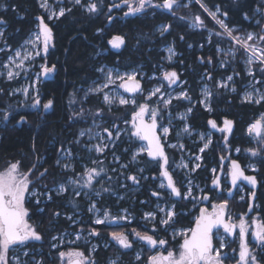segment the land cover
<instances>
[{"label":"trees","instance_id":"obj_1","mask_svg":"<svg viewBox=\"0 0 264 264\" xmlns=\"http://www.w3.org/2000/svg\"><path fill=\"white\" fill-rule=\"evenodd\" d=\"M53 1V0H51ZM133 2V0H129ZM191 1L190 6L186 3ZM262 0H201L207 8L213 10L217 6L222 12L229 27H239L238 31H256L264 35V17L261 23L256 24L255 11L258 7H263ZM124 0H83L84 5L90 3L97 4V11L87 13L80 6H74L66 2L64 4L67 12L54 22H50L53 31L54 48L51 49L46 63L48 67L55 65V76L52 81L45 82L40 86L45 101L51 100L54 108L50 114L39 119L30 105L32 100L25 103L18 102L19 97H10L9 91L19 82L3 83L0 81V171H4L12 164H18L24 173L31 172L33 183L31 189L37 188L41 192H50L51 198H42L44 202L35 204L31 198L26 207L29 212V219L35 226L36 232L41 239L27 245L28 249L35 251L41 248L44 264H60V250L53 251V260H50V242L56 235L62 234L70 228L71 221L67 215L75 213L80 216L85 213L87 202L82 195L76 196L79 186H70L68 179L75 177L81 169L76 165L73 172L64 171L57 161L61 153L66 148H72L76 152L75 141L81 130L87 128L90 120L97 111L108 109L100 103V98L89 96L84 99L82 92L94 81L98 80L96 69L99 67H114L122 70L141 67L145 71V79L151 75H158L165 66L164 45L174 41L177 45L178 62L175 65L179 71H184L183 77L189 86L191 104H199L200 79L204 73L209 71L217 80L225 78L229 74L235 75L238 91L231 96H222V91L217 90L216 81L212 83L213 105L221 107L223 111H228L239 127L236 133L240 139L245 135L246 129L255 121L256 117L264 112V101L255 106L253 104L242 103L239 96L242 85L249 81L244 77L242 58L243 53L236 48V58L232 61L226 60V66L221 68L218 60L216 48L226 47L228 41L218 38V27L203 12L201 5L194 0H177V6L172 11H166L161 5L163 0H150L147 3H154V6L141 16L130 18L126 21H114L109 27L110 7ZM7 7L0 12V21L4 22L6 45L10 50L19 47L35 29L40 21L45 18L43 11L37 0H4ZM70 10V11H69ZM227 13V15H224ZM200 14V15H198ZM200 17L198 30L189 29L192 21H197ZM245 16L250 18L248 21ZM263 22V23H262ZM161 24L169 25L171 33L161 36L158 27ZM98 29L102 31L98 32ZM214 32L212 39L208 38L209 31ZM121 36L124 39L123 46L117 51L109 48L110 41ZM9 51L3 54L4 60ZM2 58V59H3ZM210 60V62H209ZM2 60H0L1 62ZM184 62V65H181ZM262 67L256 68L257 78L260 85H264V71ZM158 79H152L143 83L142 89L148 90ZM85 100V102H83ZM183 103H181L182 105ZM199 106V105H198ZM178 106L177 108H179ZM176 108V109H177ZM132 108H115L114 115L130 116ZM7 113L8 119H4ZM207 115V113H205ZM85 115V116H84ZM21 117L24 118L21 121ZM203 129H205L203 127ZM127 139H130L127 141ZM248 140V139H247ZM238 143H234V146ZM240 144V143H239ZM137 146V141L128 138H121L113 149V152L120 156L124 164H129V170H135L127 158L131 151ZM128 152H124L125 149ZM249 152V150L247 149ZM130 153V154H129ZM104 157V156H102ZM178 159L176 154L174 160ZM108 160V158L106 159ZM248 161L257 162L260 168V180L264 185V158L248 156ZM149 169L142 174L137 172L135 177L143 185L140 191L127 196L121 207L128 205L136 222L143 216V211L139 208L150 210L152 204L147 202L153 198L152 191L157 184H154L147 194L149 183L144 181L147 174L159 176L160 169L156 163L146 162ZM145 165V164H144ZM212 166V158L208 154L204 155L202 169L206 173ZM97 169L102 172L106 181H96L88 187V192L98 191L101 200L98 205L106 211L112 212L116 209V199L114 193L121 186V179L126 177L127 170H122L123 175L114 180L116 172H111L112 166L106 162L99 164ZM102 169V171H101ZM43 173V175H41ZM203 179L205 176L202 177ZM93 181V180H92ZM66 184L68 189L63 194H55L53 187ZM130 183V182H129ZM131 184V183H130ZM132 185V184H131ZM88 185H84L86 188ZM162 193V192H161ZM163 195L166 194L163 192ZM143 201H146L145 203ZM143 202V203H142ZM264 205V200H262ZM57 213L59 215H57ZM92 230H103L104 239L109 240V236L116 232L112 226H95L91 220L86 223L80 222L78 228L84 226ZM76 226L74 228H77ZM10 254V253H9ZM112 250L99 249L91 258L94 264H107ZM34 254L28 256V264H34ZM65 264V263H64Z\"/></svg>","mask_w":264,"mask_h":264},{"label":"rangeland","instance_id":"obj_2","mask_svg":"<svg viewBox=\"0 0 264 264\" xmlns=\"http://www.w3.org/2000/svg\"><path fill=\"white\" fill-rule=\"evenodd\" d=\"M41 10L43 11L44 15L46 16L43 18L44 22L47 23L50 26V22H54L58 18L62 16H52L51 19H49L50 15L52 13H59V10L61 8L65 9V13L67 12V9L65 8L64 4L66 2L71 3L74 6H80L83 10L88 11L87 7L88 5L83 4V0H81V4H76L75 0H46L48 8L41 7L42 0H37ZM198 2L203 12L209 17L210 20L214 22V24L218 27V38L219 42H221V39H225L228 41L226 47L218 46L216 48V52L218 53V60L219 64L222 69L226 66V60L229 59L230 61L234 60L236 58V48L237 50H240L243 54L242 58V65H243V71H244V77H248L249 81L246 84L242 85V90L240 93V96L238 99L242 103L247 104H253L255 106L260 105L264 99H261V97H264V85H260V79L257 78L256 75V68L258 66H261L264 69V62H261L259 58L261 57L262 52H264V40H260L259 37L262 36L258 34L256 31H241L238 33H235V31H238L239 27H229L228 29L231 30L232 35L229 36L227 32H225L224 28L220 26V24L217 22L220 19V16L222 14L220 8L217 6L215 9L211 10L204 6V4L201 2V0H194ZM139 0H133L134 7L138 5ZM262 5H264V0L261 1ZM192 4L191 1H188L186 3V6H190ZM154 6V3H146L145 7L142 10H149ZM178 6H175L176 8ZM7 7L4 5V0H0V12L5 10ZM173 8V9H174ZM219 9V11H217ZM212 13H215V17L212 15ZM200 15V14H198ZM255 16H258V19H256V24H260L261 18L264 17V8L258 7L255 11ZM201 17V16H200ZM245 18L250 21V18L248 16H245ZM193 22L190 23V25ZM263 23V22H262ZM40 21L36 25L35 29L30 33V35L27 37V39L17 48L10 50V48L6 45V35H5V28L2 23H0V32H3V36L0 37V81L3 83L8 82H19L18 85H16L14 88H12L9 91L10 97H19L18 102L25 103L27 100H32V103L30 105L31 109H34L36 106L37 101V93L38 89L41 86V84L44 81V72L42 66H47L46 61H42V58L44 57V49H43V37L40 36V28H39ZM225 25L227 23L224 22ZM196 23L194 22L192 30H195ZM165 28L163 25L159 26L157 30H162ZM248 34H252L254 39L247 41L248 45H255L258 49L257 52L253 53L251 50L246 49L242 46L241 43H238L234 37H239L241 39H246ZM39 36V38H38ZM214 36V32L211 30L208 32V38L212 39ZM54 48V39L52 40V49ZM172 48V46H166V51H164V60L166 63H172L177 58V52L176 50L173 51L175 55H172L171 58H169L170 54L168 52V49ZM5 51H9L8 56L4 60L3 54ZM17 51L21 52V57H16L15 53ZM28 54L27 59H23L25 54ZM249 57H253V60L251 63H249ZM3 58V59H2ZM11 58V60H10ZM21 60H23V63L21 64ZM14 61V62H13ZM20 64V67H17L16 65ZM48 67V66H47ZM100 69H104L103 72L99 71L100 77L98 80L94 81L88 88H85L82 92V95L84 96V99H87L89 96H96V98H100V103L104 105L108 111L104 112L103 110L97 111L92 118V121L88 123V127L81 130L78 134V139L75 141V144L77 146L76 152L73 151L72 148H66L60 155L57 164L61 166V168L66 172H73L76 169V165L79 166L81 169V172H79L75 177H71L68 181L70 186H79V190L83 188L87 191V188L84 187L85 181L87 180V173L90 169H96L97 172H99V169H97L99 164L106 162L108 166H112L111 172H116L117 174L122 172V170H127L129 172V164H123L120 160V156L113 152L115 144L120 141L121 138H128L131 136L132 138V132L133 127L131 126L132 116L139 110L141 105H147L151 106L152 110H156V118H158L162 123V139L165 141L167 148L172 150L173 152H176L178 155L177 161L172 166V170H175L178 174H180L183 178V182H181V178L179 179L180 186H183L185 189V194L183 195V199L185 201L192 200V198L195 196V193H197V197H199L201 189L203 188L200 186L196 181L194 175L196 174V171L199 169L200 165L203 162V156L204 152H206L210 146L211 142L209 144V147L205 149L203 152H201V148H203L205 143H208L211 141V135L207 132H199L196 134L195 131H193L190 128V124L188 122V119L190 117L191 112L188 111V109H191L195 106V103L186 102V108L182 110L181 112H174V108H177L178 106H182L181 103H184V98L186 96H182L181 93H186L184 88H178V89H165V87L162 84L161 76L160 75H151L148 79H145V71L141 69V67L136 68H130L126 70L109 67V66H102ZM249 69H251L252 75L249 74ZM111 70L112 72V79L114 80V83L108 84L107 87L104 85L107 83V73ZM13 72V78H8V72ZM55 72V70L53 71ZM209 74V71L204 73L205 76ZM130 75H134L135 79L132 81L143 80V83L152 79H158L159 82L154 84L152 87H150L148 90H143L141 88L140 92L136 94L135 96L129 95L124 88L119 87L121 83H127L130 82L127 77ZM117 76L124 77V80L121 81L120 79H117ZM232 76V80L229 81L227 77ZM225 78H221L216 81V88L217 90L222 91V96H231L236 94L235 91H237L236 83L238 80L235 79L234 73L229 74ZM206 78V77H205ZM239 81H241V78L239 76ZM238 81V82H239ZM225 85V86H220ZM212 85L206 83L205 81L201 85L200 90V105L204 110H209L211 108V105L213 104V93L212 91ZM159 88L160 92L156 93V95H151V93L156 89ZM205 89H207L208 92L211 93L210 96L205 95ZM235 89V90H233ZM251 96L249 99L248 96ZM105 95L110 97L111 103H108L104 100ZM187 95V94H186ZM125 99L128 101L127 104H121L120 100ZM164 100H171V103L165 106L163 103ZM260 100L259 103L256 101ZM133 101H135L133 103ZM85 102V100H83ZM190 103V104H189ZM131 107L132 112L130 113L129 117H126L125 115H114L112 112L115 108H125V107ZM85 116V115H84ZM146 117V116H145ZM183 117V118H182ZM0 116V120H1ZM148 120L152 119L151 110L149 111V114L147 116ZM256 121H260L262 124H264V112L260 113L255 121L250 125L252 126ZM1 122V121H0ZM176 122H183V125L178 126ZM185 126L188 127L189 131L185 132L184 128ZM249 126V127H250ZM245 131V137H247V149L249 152H247L248 156H252L255 158H264V138L262 136H256L253 133H249L248 129ZM164 128H168L169 132L165 134L163 132ZM107 129V131H105ZM174 130L176 134L174 133ZM84 132V135L81 136L80 133ZM109 132L112 134L109 136ZM175 134V135H174ZM196 134L197 138L194 139L193 136ZM174 135V140H172V136ZM204 137L201 139V137ZM133 139V138H132ZM130 139H127L129 141ZM201 144V146L198 147V144ZM106 145V147H104ZM183 145V147H180ZM101 146L104 147L103 152H97L96 147ZM141 149H145L144 151H141ZM147 145L146 143L141 140L140 138H137V146L133 151H131V154L127 157L131 163V165L136 169L137 172L143 173L146 169L148 170L149 167L146 164L148 160V154H147ZM193 149L197 151V153L193 152ZM255 150L257 152L256 155L252 154V151ZM124 152H128V149L126 148ZM133 155L136 156V159L133 160ZM104 156V157H102ZM197 157H200V159H197ZM108 158V160H106ZM145 164V165H144ZM17 165L18 173L22 174L24 176H27V179L29 181L28 183V190L25 192V198L24 202L25 204L31 199L34 198V203H42L44 202L42 198L50 199L51 194L50 192L43 193L37 188L31 189V185L33 183V180L31 177V172L24 173L20 170L19 165ZM182 165H187V167H184ZM196 165H199V167H196ZM10 168V167H9ZM9 168L5 169L4 171H0V174H3L9 170ZM248 168L250 170L256 171V164L253 161L249 162ZM160 169V165H159ZM100 174L96 176L93 174V181L92 183H95L100 179L99 181H106L102 175V172H99ZM160 180H157L155 190L153 192H158V190H163L165 187H161V184L163 183L165 185V182L162 179V175ZM128 174L126 175V178L121 179V185L124 186L125 184H136L137 182H133L131 179H129ZM118 177L115 176L114 180L117 181ZM75 181V182H74ZM130 182V183H129ZM63 186L65 190L68 189V186L66 184H60L56 188H54L55 194H63L65 191L60 192V188ZM190 189V195L189 193ZM138 188H134L131 191L136 192ZM85 192V191H84ZM88 199H90V208L89 211L94 212L98 215L92 214L93 222L92 224L95 225V220L99 219V217H104L105 213L99 214V210L96 209L95 205L96 203V193H88L85 192ZM163 197V195L161 194ZM98 199V198H97ZM199 200V199H198ZM94 206V207H93ZM26 209V207L24 206ZM163 208L165 211L163 212L164 215H166V212L169 210L168 208L162 207V205H157L158 212L160 209ZM153 213L154 218L156 216L155 212H148ZM147 213V214H148ZM122 217L128 218V213L126 211L120 212ZM162 214V213H160ZM162 214V215H163ZM69 220V217L71 215L66 216ZM27 218L30 222V227L32 229H35V226L29 219V214L27 213ZM72 218V217H71ZM74 220V219H73ZM120 221V220H119ZM123 221V219H121ZM76 227L78 224V221L73 223ZM74 226V227H75ZM97 226V225H95ZM72 227L71 230H66L62 234L56 236L53 240L52 245L53 246H61V245H70V244H79V246H84L87 242L90 244V253L95 251V249H98L99 243L97 240L93 239L91 242H89V237L87 236V232H84V230H79V228ZM82 228L85 227L81 226ZM79 237V238H78ZM32 242H37V240H30L26 243V245L23 246H15L10 248L8 252V261L13 264H19L20 261H25L26 264L28 263L27 254H33V256H36V258H39L37 256V252H41L40 248H36L35 251H32L30 249H27V245ZM63 242V243H62ZM38 250V251H37ZM65 250V249H64ZM10 253V254H9ZM29 256V255H28ZM18 258V259H17ZM117 263L115 260L112 261ZM34 264H42V263H35ZM64 264V263H60Z\"/></svg>","mask_w":264,"mask_h":264},{"label":"flooded vegetation","instance_id":"obj_3","mask_svg":"<svg viewBox=\"0 0 264 264\" xmlns=\"http://www.w3.org/2000/svg\"><path fill=\"white\" fill-rule=\"evenodd\" d=\"M129 3H131L132 6L134 7L133 2L129 1ZM140 12L141 13L136 12L138 14L130 13L128 4L121 9H114L109 12L110 18H109L108 27L114 21H126L130 18H136L137 16H141L145 13V10H141ZM87 13H92V12H87ZM2 25H4V22L2 23ZM161 25H163L164 27L168 26L167 31H163V34H161V30H158L161 36L171 33V28L169 25L166 24H161ZM49 27L51 28V26ZM100 31L102 30L98 29V32ZM263 32H264V28H263ZM166 46L167 47L172 46V48L176 50V52L178 53L177 45L176 43H174V41L164 45V47L162 48L163 52L166 51L165 49ZM51 49H52V42L50 49L47 52H44V57L42 58V61L47 60L48 56L50 55ZM180 56L181 54H179L178 57ZM178 57L172 63L165 62L166 67H163L162 72L158 75L161 76V81L165 89H178L181 87L184 88L187 95L186 98H184V100L182 101L191 103L189 86H187L186 84L187 81L186 78L183 77L184 71H179L178 68L175 66L178 62ZM181 65L183 66L184 62H181ZM99 69L100 67L96 69V75L98 79L100 77V74L98 72ZM172 71H175L178 75L177 80L179 81V83L176 85H174V83L170 84L169 81L164 77V74L166 72H172ZM55 73L56 72L53 71L47 74L44 73V81L41 85H43L45 82L52 81V79L55 76ZM209 75L211 76V79H208ZM217 80L214 78L213 74H208L207 76L203 75L200 79V82L201 85L203 84L204 81L212 85V83H214ZM135 82L139 83L141 90L143 86V80L136 79ZM201 85L199 87V95H200ZM140 90L134 94H131V96H135L140 92ZM237 91H235V93H237ZM37 97L39 103L38 104L36 103V106L33 110L36 116L39 119H41L42 117H45L52 112L54 108V103L52 102V106L50 107V110L46 112L44 105L48 101L44 100L43 92L41 91L40 87L38 89ZM186 102L185 104L183 103L181 107L177 109L174 108V112L178 113L184 110V108L187 107L186 104H188ZM148 109L149 111L152 110L151 106H148ZM149 111H147L144 114L143 119L146 120L148 123H151L152 119L151 120L146 119L149 114ZM205 113H207V115ZM134 115L132 116V121H131L132 127H133ZM225 120H230L233 122L231 132L221 131V129L224 128ZM209 121H215L217 127L213 128L209 124ZM188 122L190 124V128L193 131H195L196 134H198L199 132H207L211 135L212 144L210 148L203 154L204 155L208 154L209 156H211L212 166L205 173L202 169V164H201L199 169L196 171V174L194 175L195 181L200 186L203 187L201 189L199 197H197L196 196L197 193H195V196L192 198V200L185 201L183 199V195L185 194V189L183 186H180L179 184L180 182L179 179L181 178V182H183V178L180 174L175 172V170H172L173 168L172 166L177 161L174 160V157L177 153L167 148L165 141L162 139V135H163L161 133L162 123L158 118H156L157 131L160 135L162 144L164 145L165 148L166 156L168 158L167 170L172 175L176 187L179 189L181 193V196L175 197L173 194H171V192L166 189L167 184L165 183V188L163 190H158V193L160 194L159 197L153 196L152 200L147 202L148 205L152 204L150 210L144 209L142 207L139 208L141 211H143V216L138 219V222H136L135 218L133 217L130 211L131 207H129L128 205H124V207L121 206L123 205L122 203H126L124 199L127 196H130L131 194L132 195L135 194V192L131 191L132 189L138 188L137 191H140L143 188V185H141L139 181L134 185L131 184L128 185L125 184L124 186L121 185L119 187V190L113 195V197L116 199L115 202L116 209L113 210L112 212H109L106 211L104 208L99 207L102 210V212L105 213V215L104 217L97 216L99 217V219L104 220V223L98 224V226L115 227L116 232L122 233L127 237L129 243L131 244V247L123 248L119 244V242L113 238L112 235L109 236V240L107 241L106 239H104L103 230H95L99 234L90 235L89 233L92 232L93 230L90 228H86V229L84 228L83 230L87 232V236L89 237V242L95 239L99 243L98 250L99 249L112 250V254L109 258L115 259V261L117 262L116 264H150V258L152 256H160V255L166 256L169 251H172L174 252V254L178 255L180 251V246L183 243L184 234L188 236L191 235V230L196 227V221L197 218L201 215V210L204 209L207 211L208 214H212L214 211L213 206L219 205L220 203L226 200L228 203L224 214L225 222L235 224L237 226L240 224L241 220L245 222L247 231L243 243L247 245L251 254L256 256V260L258 264H264V247L261 246L260 242H258L253 235V233L256 230V225L264 224V205L262 202V200H264V185L260 180V168L258 163L254 162L257 167L256 171L250 170L248 168L250 161H248V154H247L248 152L247 137H245L244 135L240 139H238L239 137L236 134L239 130L237 122L231 118L230 113L228 111H223L221 107L216 108L214 107L213 104L211 105V108L209 110H204L200 104H197V102H195V106L191 110V114L188 119ZM176 123L178 124V126L183 125V122H176ZM203 127L205 129H203ZM133 129L134 130L132 132V138L137 141L138 137L133 135V133L135 132V128L133 127ZM174 133L176 134L175 130ZM196 134L193 136L194 139L197 138ZM174 135L172 136V140H174ZM234 143H238V144L234 146ZM199 146H201L200 143L198 144V147ZM193 152L197 153L195 149H193ZM148 160L150 163H156L158 166L160 165L159 171H160V175H162L161 174L162 161L152 160L149 158V156H148ZM233 161L239 164L240 168L244 171V174L246 176H254L256 178L257 184L255 188H253L251 184H249L247 181H244L243 179L238 180L236 185L232 184L231 173H232ZM203 162H204V156H203ZM135 173H136V169L133 171L129 170V172H127L128 176H135ZM120 175H123V172L116 174L118 178ZM160 175L152 176L150 174H147L145 176L144 181H147L149 183L148 185L149 189L147 190V194H149L152 191L150 189L154 184L158 182L157 180L161 179ZM203 176H205L204 179L202 178ZM162 179L164 181L163 176ZM214 181H217L218 183L214 184ZM56 187L57 186H55L54 188ZM84 191L88 192V188L87 191L81 188L76 192L77 197L82 195L85 202H87L86 211L84 214L81 215V218L82 219L86 218L87 220L89 219L92 221L93 216L89 211L91 202ZM253 191L255 192V197H252L251 195ZM163 192L166 194L165 196L163 195ZM77 193H79V195H77ZM92 193L97 194L96 197L98 199L96 198L97 200L96 203L98 205V201L101 200V195L98 191ZM161 194L163 195V197L161 196ZM204 197H207V199H204ZM143 202L145 203L146 201ZM157 205H162V207L166 209L168 208L169 210L175 211L176 215L172 218V220L169 221L167 225L161 223V220L165 219L166 215H164L163 212H160L163 215L158 212ZM23 206L26 207L25 202ZM26 211L29 214L27 207H26ZM122 211H126L128 213V218L122 217V215L120 214V212ZM148 212H155L156 216L154 218L146 217L145 215ZM71 215H72L71 219L78 218L75 215V213H71ZM121 219H123V221H121ZM25 221L28 225H30L27 215L25 216ZM136 232H139L142 235H151L154 240L156 241L164 240L166 241V243L164 245H159V243H157L156 246H152L148 244L147 241H144L140 239L138 236H136L135 234ZM239 233H240L239 227H236L233 233H226L223 227L213 228L211 234L212 245L214 250H219L222 264H241L240 251H241L242 240ZM221 243L225 245L223 248H221ZM76 252L78 251L71 250L70 253H76ZM80 253H83L84 255L85 264H94L91 260L90 244L88 242L83 246ZM74 259H77V257L69 256L68 258V260H74ZM8 264L10 263L8 262Z\"/></svg>","mask_w":264,"mask_h":264},{"label":"snow or ice","instance_id":"obj_4","mask_svg":"<svg viewBox=\"0 0 264 264\" xmlns=\"http://www.w3.org/2000/svg\"><path fill=\"white\" fill-rule=\"evenodd\" d=\"M126 4L129 6V12L130 13H136L140 12L147 2H150V0H139L138 5L133 7L131 3H129V0H124ZM76 4H81V0H75ZM177 4V0H163L162 5H157V7H162L165 9L171 10L174 5ZM115 6V5H114ZM41 7L48 8L46 0H42ZM87 10L89 12H95L97 11V4L96 3H90L87 7ZM70 11V10H69ZM219 11V9H217ZM65 14V9L61 8L59 10V13H52L49 17V19L52 18V16H63ZM127 15V13H126ZM212 15L215 17V13H212ZM224 15H227L225 13ZM40 19V36L43 37V49L44 52L48 51V47L53 39V34L51 28L48 26L47 23L44 22L43 18ZM199 17H196V20L199 21ZM222 28H224L225 32L229 36L232 35V32L230 29H228L227 25L224 24L222 20L217 21ZM0 23H3V21H0ZM167 27L163 28L161 30V34H163V31H167ZM3 36V32H0V37ZM39 38V36H38ZM234 39L237 40L238 43H241L243 47L246 49L251 50L253 53L257 52V48L255 45H248L247 41L253 40L254 37L252 34H248L246 39H241L239 37H234ZM260 40H264V35L259 37ZM110 44L113 48L119 49L121 45L124 44V39L120 36L114 37ZM168 52L170 54L169 58H171L172 55H175L172 48L168 49ZM16 57H21V52L17 51L15 53ZM28 54L26 53L23 57V59H27ZM11 60V58H10ZM253 60V57H249V63H251ZM261 62H264V52H262L260 57ZM14 62V61H13ZM210 62V60H209ZM23 63V60H21V64ZM17 67H20V64L16 65ZM43 72L45 74L50 73L54 71L55 65L51 67L42 66ZM99 71L103 72L104 69H99ZM264 71V69H262ZM249 74L252 75L251 69H249ZM165 79L169 81V83H175L178 79V75L175 71L172 72H166L164 74ZM8 78H13V72H8ZM117 79H120L121 81L124 80V77L117 76ZM129 81H132L135 79L134 75H130L127 77ZM208 79H211V76H208ZM229 81H231L233 78L232 76L227 77ZM114 83V80L112 79V72L111 70L107 73V83L104 85L105 87L108 86V84ZM225 86V85H220ZM119 87L124 88L128 92H135L140 88L139 83H135L133 85H128L127 83H121ZM235 90V89H233ZM160 89L156 88L151 95H156V93H159ZM182 96H186V93H181ZM205 95L210 96L211 93L205 89ZM248 98L250 99L251 96L249 94ZM261 99H264V97H261ZM104 100L108 103H111L110 97L105 95ZM135 101H133L134 103ZM257 103L260 102V100L256 101ZM36 103L38 104L39 101L37 100ZM121 104H127L128 101L125 99L120 100ZM163 103L165 106L171 103V100H164ZM52 105V101L49 100L45 105L44 108H50ZM149 111L147 105H141L139 108V111L134 115L133 117V127L135 128V132L133 135L137 136L141 140H146L148 142L147 144V154L149 157L153 159L159 158L163 161V164L161 167L163 168L162 176L166 178L167 185L166 187L171 190V194L179 197L181 196V193L179 189L176 187V184L173 180L172 175L167 170V163L168 158L165 155L164 148L160 142V138L156 135V110H151L152 114V122L151 123H145L143 120L144 114ZM189 112H191V109H188ZM183 118V117H182ZM4 119H8L7 113L4 115ZM24 118L21 117V121H23ZM139 121L138 123L136 121ZM232 121L225 120L224 121V128L221 129V131H227L231 132L232 128ZM209 124L216 128V122L215 121H209ZM107 131V129H105ZM185 132H188L189 129L187 126L184 128ZM249 133L255 132L258 136H262L264 138V124H262L260 121H257L255 124L249 127L248 129ZM163 132L167 134L169 132L168 128H164ZM81 136L84 135V132L80 133ZM112 134L109 132V136ZM204 137L202 136L201 139ZM211 141L208 143H205L203 148H201V152H203L205 149L209 147ZM106 147V145L104 146ZM104 147L97 146L96 151L97 152H103ZM180 147H183L181 145ZM145 149H141V151H144ZM239 151V150H237ZM252 151L253 155H256L257 152L255 150ZM133 160L136 159V156L133 155ZM197 159H200V157H197ZM184 167H187V165H182ZM196 167H199V165H196ZM102 171V169H101ZM215 171V170H213ZM93 174L98 176L100 173L96 171V169H90L87 173V180L85 181L86 185H90L93 179ZM43 175V173L41 174ZM232 184L236 185L237 181L240 179H243L244 181H247L249 184L255 188L257 184V180L254 176H246L244 174V171L240 168L239 164H237L235 161H233V167H232ZM133 182H138L137 178L135 176L129 177ZM75 182V181H74ZM28 179L27 176H24L22 174L18 173L17 165L12 164L9 168V170L3 174H0V264H8V252L10 248L15 246H23L26 245V243L30 240H40V235L32 229L25 221V216L27 215V211L24 208V198H25V192L28 190ZM218 183L217 181H214V184ZM161 187H165V185L162 183ZM65 191V188L61 186L60 192ZM190 195V189L189 193ZM79 195V193H77ZM153 196L159 197L158 192H153ZM252 197H255V192H252ZM204 199H207V197H204ZM227 201H223L219 205H214V211L212 214H208L206 210H201V215L197 218L196 221V227L191 230V235L188 236L184 234L183 243L180 246L179 254L176 255L174 252L169 251L167 255H160V256H152L150 258V264H222L221 256L219 250H214L212 245V230L213 228H219L223 227L224 231L226 233H233L236 227H239L240 229V237L242 240L241 244V251H240V262L241 264H258L256 260V256L251 254L250 250L248 249L247 245L243 243L244 237L246 235L247 227L243 220H241L240 224L237 226L235 224L227 223L224 219L225 209L227 207ZM94 207V206H93ZM174 208V206H173ZM160 211L164 212L165 209L161 208ZM57 215H59L57 213ZM149 217H153V213L146 214ZM176 215L174 210H168L166 212V218L161 220V223L164 225H167L170 220ZM71 219V217H69ZM96 224H103L104 220L96 219ZM90 235H98L95 230L89 233ZM136 236H138L140 239L147 241L148 244L152 246H156L157 243L159 245H164L166 241L159 240L156 241L153 239L151 235H142L139 232L135 233ZM255 239L260 242L261 246L264 247V224H257L256 230L253 233ZM112 236L114 239H116L119 244L123 248H130L131 244L129 243L127 237L118 232H113ZM79 238V237H78ZM225 245L221 243V248H223ZM27 255V253H24ZM61 256L66 255L65 253H61ZM69 256H75L77 259L73 261V264H85V258L83 253L76 252V253H68ZM18 259V258H17ZM115 264V262H113Z\"/></svg>","mask_w":264,"mask_h":264},{"label":"water","instance_id":"obj_5","mask_svg":"<svg viewBox=\"0 0 264 264\" xmlns=\"http://www.w3.org/2000/svg\"><path fill=\"white\" fill-rule=\"evenodd\" d=\"M163 4V3H162ZM127 4L125 3V2H121L120 4H115V6L113 5L111 8H110V11H112V10H114V9H121V8H123L124 6H126ZM175 7V5L173 6V8ZM172 8V9H173ZM165 9V8H164ZM171 9V10H172ZM166 11H171V10H169V9H165ZM138 13H141V12H138ZM138 13H135V14H138ZM52 30V29H51ZM121 37V36H120ZM123 38V37H122ZM50 46H51V43H50V45H49V47H48V50L50 49ZM123 45H121V47H122ZM109 47H110V49L111 50H113V51H117L118 49L117 48H113L112 47V45L111 44H109ZM120 47V48H121ZM119 48V49H120ZM135 83H137V82H135V81H130V82H127V84L128 85H133V84H135ZM179 83V81L178 80H176V82L174 83V85H176V84H178ZM140 90V88L137 90V91H139ZM137 91H135V92H128L129 94H134V93H136ZM52 106V105H51ZM50 110V108H47L46 109V112H48ZM144 120V119H143ZM137 123L139 122L138 120L136 121ZM144 122L145 123H148L146 120H144ZM156 135L160 138V135H159V133H158V131H157V127H156ZM254 134L256 135V136H258L255 132H254ZM145 143H146V145L148 144V142L146 141V140H143ZM160 142H161V144H162V141H161V138H160ZM162 146H163V148H164V145L162 144ZM164 152H165V148H164ZM165 155H166V153H165ZM150 159H152V160H160L159 158H157V159H153V158H151V157H149ZM162 161V160H161ZM162 164H163V161H162ZM166 167H167V165H166ZM162 168V167H161ZM162 171H163V168H162ZM164 181H165V183L167 184V180H166V178L164 177ZM166 189L168 190V191H170L171 192V190L169 189V188H167L166 187ZM175 196V195H174ZM175 197H177V196H175ZM73 264V263H72Z\"/></svg>","mask_w":264,"mask_h":264},{"label":"built area","instance_id":"obj_6","mask_svg":"<svg viewBox=\"0 0 264 264\" xmlns=\"http://www.w3.org/2000/svg\"><path fill=\"white\" fill-rule=\"evenodd\" d=\"M259 60H260V58H259ZM79 221V220H78ZM76 244V243H75ZM74 245V244H73ZM59 247V246H58ZM57 246H53V245H51L50 246V252L48 253L49 254V256L51 257L50 258V260L52 261L53 260V255L51 254V252H53V251H55L57 248H58ZM41 249V248H40ZM38 251V250H37ZM43 253V251L41 250V252H37V256L39 257V258H35V263H42V264H44V259H43V256L41 255ZM36 257V256H35ZM19 264H26V262L25 261H20V263Z\"/></svg>","mask_w":264,"mask_h":264},{"label":"bare ground","instance_id":"obj_7","mask_svg":"<svg viewBox=\"0 0 264 264\" xmlns=\"http://www.w3.org/2000/svg\"><path fill=\"white\" fill-rule=\"evenodd\" d=\"M63 243V242H62Z\"/></svg>","mask_w":264,"mask_h":264}]
</instances>
